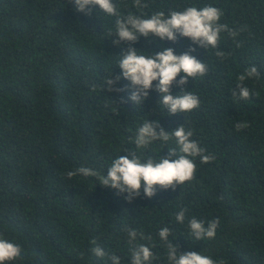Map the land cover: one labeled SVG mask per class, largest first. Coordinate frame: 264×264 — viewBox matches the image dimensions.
Wrapping results in <instances>:
<instances>
[{"label":"trees","instance_id":"trees-1","mask_svg":"<svg viewBox=\"0 0 264 264\" xmlns=\"http://www.w3.org/2000/svg\"><path fill=\"white\" fill-rule=\"evenodd\" d=\"M113 2L121 16L143 18L211 5L238 35L221 33L218 49L183 37H141L132 45L141 54L195 48L190 54L207 65L205 76L172 89L173 95L191 91L200 106L168 116L155 90L140 107L121 103L127 91H104V81L121 73L125 50L111 42L116 17L98 6L90 15L79 13L70 0H0V236L23 250L12 264H111L113 254L131 264L126 229L151 237L136 241L154 254L151 264H169L158 235L164 227L180 253L264 264V0H142L146 8L134 0ZM217 50L225 55L217 57ZM252 66L260 75L244 82L251 98L233 97L238 76ZM128 86L121 80L119 87ZM148 119L169 133L185 126L215 160L197 159L194 180L176 191L158 190L148 199L141 190L132 203L93 177L67 178L80 167L106 174L114 158L135 150L129 140ZM238 122L249 127L237 131ZM174 147V139L154 142L145 158L166 157ZM181 209H187L183 224L175 219ZM192 218L219 219L215 238L196 240ZM95 246L107 255L96 257Z\"/></svg>","mask_w":264,"mask_h":264},{"label":"clouds","instance_id":"clouds-1","mask_svg":"<svg viewBox=\"0 0 264 264\" xmlns=\"http://www.w3.org/2000/svg\"><path fill=\"white\" fill-rule=\"evenodd\" d=\"M70 3L79 13L90 15L92 7L98 6L103 13L116 17L115 34L111 42L114 46L125 50L119 56L118 68L121 73L115 77L112 74L104 81V91L114 94L127 91L129 92L127 100L121 97V103H127L130 100L140 107L155 90L161 94L159 104L167 109L168 116L190 113L200 106L199 97L191 91H182L179 95H173L172 89L174 85L183 89L190 81L205 76L208 71L207 65L190 54L196 50L195 48L179 55L172 48H165L155 54H141L146 52L139 51L132 45L136 44L141 37L159 38L162 41L171 42H176L178 37H183L200 48L218 49L221 33L227 32L233 38L238 35L235 30L229 29L227 24L220 22L223 13L211 5L199 8L189 6L182 11H171L167 15L164 12H156L148 18H143L131 13L121 16L113 0H70ZM134 4L137 8L147 7L142 0H134ZM215 55L223 57L225 53L217 50ZM259 75L256 66L250 67L244 74L239 75L232 96L241 100L250 99L252 92L244 82L246 79L258 78ZM121 80L128 81L129 86L119 87ZM248 127L246 122H238L235 125L237 131ZM192 137L193 132L186 130L183 125L169 133L159 121L150 122L148 119L138 126L134 137L129 140L135 150H126V154L114 158L106 174L92 168L80 167L74 171H68L66 176L68 179L78 175L93 177L100 186L114 190L128 203L140 198L141 190L148 199L155 197L158 190L174 192L177 187L194 180L197 159L202 164L215 160V156L206 154V150L200 147ZM173 139L176 147L168 148L166 157H159L158 160L151 157L145 158V150L154 142L167 144ZM186 212L187 209H181L175 216L176 221L183 224ZM219 223V219L205 224L201 220L192 218L188 221V227L196 240L214 239ZM126 231L131 245V264H151L155 257L150 248L136 243L138 237L149 240L151 237H145L144 233L133 229H126ZM158 235L166 246L169 264H225L223 260L217 262L195 251L180 253L177 244L168 239L171 232L167 227L162 228ZM92 244L96 245V241L93 240ZM22 251L20 245L0 236V264H12L21 257ZM91 251L98 258H104L107 255L99 246L93 247ZM108 259L111 264H121L120 257L115 254L108 256Z\"/></svg>","mask_w":264,"mask_h":264}]
</instances>
